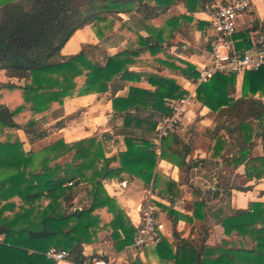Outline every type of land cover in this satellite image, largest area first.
I'll return each mask as SVG.
<instances>
[{"label":"trees","instance_id":"1","mask_svg":"<svg viewBox=\"0 0 264 264\" xmlns=\"http://www.w3.org/2000/svg\"><path fill=\"white\" fill-rule=\"evenodd\" d=\"M212 2L0 0V70L9 78L0 82V235H4L0 264H56L45 255L51 248L65 249L67 258L82 262L86 260L82 244L94 242L102 228L112 230L110 239L118 251L134 243L137 228L107 193L103 181L128 174L176 196L177 182L162 179L156 171L159 158L181 169L198 165L211 169L223 159L227 140H234L239 148L236 164H245L248 178L264 177V98L255 96L264 95V67L244 72L239 98L233 95L235 73L217 72L198 83L196 66L169 49V42L190 15L173 14L162 26L152 22L180 3L195 12ZM101 23L110 28L117 25L129 36L130 45L106 54L104 64L91 53L97 48L93 43H83L73 54L62 53L77 30ZM239 35L248 46L247 31L235 37ZM148 67L158 71L168 68L197 82L196 99L217 112L215 127L208 133L211 144L206 158L188 161L184 142L175 132L162 138L160 153L156 151L152 142L157 137L156 117L170 113L168 99L190 92L173 77L140 70ZM145 75L153 88L130 85L126 94L117 95L128 82H139ZM90 93H110L113 117L123 119L120 128L125 150L107 156L100 135L71 142L60 138L38 151L25 150L18 130L30 136V143L46 137L47 131L37 127L38 120L57 119L50 114L67 98ZM79 113L58 118L55 126L64 127ZM256 138L263 146L259 156L252 155ZM69 182L89 183V206L67 211L74 200ZM236 188L244 191L248 187ZM223 195L218 185L207 189L194 203L191 216L162 205L171 218L175 241L171 243L159 232L152 251L160 264H264V201H250L246 208L229 213L222 208L213 212ZM102 209L108 213L104 219ZM211 213L226 235L237 232L254 245L206 244L213 226ZM180 219L201 222L203 239L199 244L177 230ZM132 264L143 263L137 259Z\"/></svg>","mask_w":264,"mask_h":264},{"label":"crops","instance_id":"2","mask_svg":"<svg viewBox=\"0 0 264 264\" xmlns=\"http://www.w3.org/2000/svg\"><path fill=\"white\" fill-rule=\"evenodd\" d=\"M225 1L227 0H213L211 5H207L204 9L195 12H189L186 6L183 3H180L171 9L169 13L159 17L164 19L161 24L156 23L157 19H154L152 22L156 26H162L164 21L173 14L190 15V19H185L182 22L183 27L175 33V38L169 42V49L171 53L175 54L176 56L193 63L199 71L201 67L209 64L211 60V21L213 19L214 7L217 4ZM237 23V34L241 33L242 31H247V38L250 42V44L246 46L243 36L239 35L235 37L237 49L240 51H245L260 47L264 48V0H255L251 10L241 15L238 18ZM82 29H85V27ZM82 29H79L76 32ZM142 33L145 34V32ZM74 37L75 34L62 49L63 54H68L65 53L64 49L71 41H73V39H75ZM120 43L125 45L123 48L125 49L130 45V40L124 36H121ZM80 49L81 46H79L75 52L69 54L76 53ZM123 49L108 54H115L119 51H122ZM140 70L157 72L169 77H173L180 85L190 92L189 94H193L192 103L188 113L182 119L183 122L187 120L186 122L188 123V120L192 117V115H194V110L197 108L198 116H200L201 121L206 122L203 123L205 127L210 128L209 131L215 127L217 112L212 111L209 107L205 106L196 99V89L198 86L197 82L190 81L184 76L177 74L168 68H161V71L149 67L140 68ZM0 73L6 77L5 80H1L0 82L9 80L4 71L0 70ZM243 78L244 72L236 74V85L235 91L233 93L234 97L236 98H239L242 95ZM12 81H15V79H12ZM130 85L153 88L149 83V76L145 75L139 82H128L127 87L124 90L119 91L117 95L126 94L128 86ZM255 96L264 98V95H260V93H257ZM64 106L66 107L67 115L80 111L79 115L70 122H67L64 127L57 128L60 129V132H64L61 133V136L65 141L71 142L88 136L100 135L104 141L107 156H112L117 154L119 151L125 150L126 147L123 138L121 139L120 137H116V135H114L111 130L113 127L122 126L123 119L113 117L112 99L110 93H90L67 98L64 102ZM81 129H84L82 131L83 133L80 136H77V134L81 133ZM177 134L184 142L185 151L187 152L186 159L188 161L202 159L208 156L209 147L211 144V139L209 138L208 134H206V138L202 143V147L197 146V148H195V143L190 137L189 140H187L181 136L180 133ZM21 139L24 142L22 137ZM152 142L155 144L156 151L159 154L161 142L157 143L154 139ZM108 144L118 145V147L112 151ZM238 149L239 148L235 144L234 140H227L221 157L223 159L218 164H215L211 169L200 165L190 169H181L172 162L159 158L156 171L161 175L162 179H172L177 182L179 190L176 196L166 193L162 187H157L154 189L153 185H146L141 179L137 177H131L128 174H125L123 178L106 179L103 181V184L107 193L117 201L136 228L138 227L141 220V206L149 198L152 199L158 206L157 217L158 222L161 225L160 234L168 241L173 243L175 239L173 236L172 221L162 205L169 206L185 215L191 216L193 214L192 209L194 203L202 199L201 193L205 194L207 189H211V185H218L220 190L224 192L223 199L216 201L217 204L215 205L213 212L222 208L226 213H229L232 209L246 208L250 201H264V177L256 179L248 178L246 176L245 164L237 165L234 160L235 157H239ZM262 153L263 146L261 140L256 138L255 146L252 149V155L259 156ZM226 159L229 161H226ZM228 170L230 171V174L233 175L232 179H236L237 181L242 180L243 184L231 183L229 187H224L223 174H225ZM200 178L203 180L206 178H211V182L207 181V184H202V187H198L196 191L192 190L191 182ZM236 187L248 188L247 190L242 191L238 190ZM72 188L74 200L72 202L73 206L70 208L72 210L78 208L80 211L84 207L89 206L90 187ZM192 193H195L196 196H194ZM67 211L70 212L69 210ZM100 213L103 219L104 217L108 216L106 209H102ZM212 213V216L209 218V222L213 224L212 227L221 228L223 230L221 225L216 222V219L213 217ZM186 224L190 226L189 232L185 231ZM199 226H201V222L198 220L189 222L187 220L180 219L177 224V230L183 237L190 238L195 241L193 229L198 228ZM212 230L213 229H210L209 236L206 240V244L208 245H210L211 239L214 236V234L211 233ZM111 232L112 230L109 228H102L99 230L97 235L98 238L94 242L82 244L83 255L86 259L96 257L111 261L113 264H132L134 261L139 259L143 264H160L158 257L152 251L155 244L139 249L134 245V243H132L123 250L118 251L114 245V242L110 239ZM201 237L203 239V235ZM56 264H74V262L69 258H66L56 262Z\"/></svg>","mask_w":264,"mask_h":264},{"label":"built area","instance_id":"3","mask_svg":"<svg viewBox=\"0 0 264 264\" xmlns=\"http://www.w3.org/2000/svg\"><path fill=\"white\" fill-rule=\"evenodd\" d=\"M254 0H227L215 6L211 21V60L209 64L199 69L198 83L207 81L213 74L241 73L247 70H258L264 67V48H254L240 51L236 47L235 35L238 33V18L249 12ZM193 94L168 99L169 114L157 118V143L167 137L182 122L192 103ZM72 185V182H69ZM211 189H215L211 185ZM141 220L137 227L134 245L142 249L156 244L160 239L161 225L158 222V206L152 199H148L140 208ZM0 237V241H1ZM48 259L59 262L66 259L68 251L51 248L45 253ZM74 264H113L100 258H89Z\"/></svg>","mask_w":264,"mask_h":264},{"label":"rangeland","instance_id":"4","mask_svg":"<svg viewBox=\"0 0 264 264\" xmlns=\"http://www.w3.org/2000/svg\"><path fill=\"white\" fill-rule=\"evenodd\" d=\"M255 3V0L253 2V5ZM123 19H127V16L125 14L121 15ZM163 18H157L156 23L161 24L163 22ZM109 24L101 23V25H89L85 27V29H82L75 33V39L71 41L68 46L64 49L65 53H72L75 52L76 49L79 46H82L83 43H93L97 45V48L93 49L91 53L95 56L97 60H99L102 64L105 63L104 56L108 53H114L120 49H123L125 45L123 43H120V37L124 36L128 40H130L129 36L127 34H124L122 31H120L117 28V25L115 27L110 28L108 26ZM6 77L0 73V81L5 80ZM16 81V80H15ZM145 82V81H144ZM18 83L22 84L23 81H19ZM200 102V101H199ZM51 116H55V118H62L66 114V107L63 105L62 107H59L55 110L53 114H50ZM156 118H159L157 116ZM57 119H47V120H38L37 127L39 130H46L48 135L44 138L38 139L34 143H30L29 139L30 136H28L23 130H18V135L20 138L22 137L25 144V150L34 149L36 151L44 148L49 143L56 141L60 138H62V134L64 132H60V129H57L55 126ZM187 121V120H186ZM181 122V125H179L173 132L180 133L181 136L189 140V137L194 141L195 148L202 147V143L204 139L206 138V134H208V131L210 128H206L203 123H206L205 121H201L200 116H198L197 108L194 110V115L188 120L189 122ZM70 122V121H69ZM121 127V126H120ZM119 126L113 127L111 130L116 135V137L123 138L121 128ZM84 130V129H83ZM81 129V133L77 134V136H80L83 132ZM20 131V132H19ZM20 133V134H19ZM156 136L153 138L156 142ZM64 139V138H63ZM109 145V144H108ZM105 146V145H104ZM109 147L113 150L118 147V145H109ZM230 148V147H229ZM159 150V149H158ZM108 151V149H107ZM232 174H230V171L228 170L225 174H223V184L224 187H229L231 183L233 184H241L242 180L237 181L236 179H232ZM206 180V181H205ZM193 180L192 183V190H197L198 187H202V184H207V181L211 182V178H206ZM201 184V185H200ZM243 184V183H242ZM70 185V184H68ZM71 187H90L89 183L83 182L79 184H72ZM194 196H196L195 193ZM187 195V194H186ZM90 200V199H89ZM90 203V201H89ZM70 212L73 211L71 208L68 209ZM9 213V212H8ZM11 213V212H10ZM212 234H214L213 238L211 239L210 246L217 245H223L225 241L228 242V245H241L244 244L246 246H253L254 242L249 237L243 238L241 235H239L237 232H234L232 235H226L224 231L221 228H213L211 227ZM186 232L190 231V226L186 224L185 228ZM194 239L195 243L199 244L202 241V227L199 226L198 228L193 229ZM4 238V235H1V239Z\"/></svg>","mask_w":264,"mask_h":264},{"label":"water","instance_id":"5","mask_svg":"<svg viewBox=\"0 0 264 264\" xmlns=\"http://www.w3.org/2000/svg\"><path fill=\"white\" fill-rule=\"evenodd\" d=\"M75 211H79V209H78V208H76V209H75Z\"/></svg>","mask_w":264,"mask_h":264}]
</instances>
